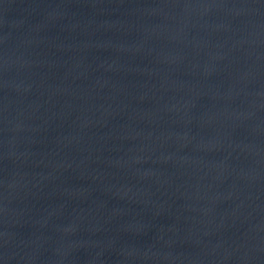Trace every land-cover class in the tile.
I'll list each match as a JSON object with an SVG mask.
<instances>
[{
    "label": "water",
    "instance_id": "1",
    "mask_svg": "<svg viewBox=\"0 0 264 264\" xmlns=\"http://www.w3.org/2000/svg\"><path fill=\"white\" fill-rule=\"evenodd\" d=\"M0 264H264V0H0Z\"/></svg>",
    "mask_w": 264,
    "mask_h": 264
}]
</instances>
